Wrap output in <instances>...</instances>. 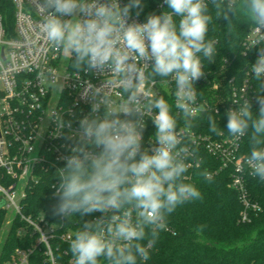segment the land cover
I'll return each mask as SVG.
<instances>
[{"label": "clouds", "instance_id": "9594fccd", "mask_svg": "<svg viewBox=\"0 0 264 264\" xmlns=\"http://www.w3.org/2000/svg\"><path fill=\"white\" fill-rule=\"evenodd\" d=\"M164 2L167 10L150 14L145 23L127 22L133 8L142 9L141 0H129L123 7L118 0L39 3L47 12L41 31L54 48L70 54L75 73L107 72L122 89L119 101L104 92L79 121L78 141L56 173L58 185H52L59 199L54 215L69 219L77 213L103 214L74 233L71 264L147 261L149 247L167 228V217L178 206L202 199L200 191L185 182V173L186 160L195 155L188 143L190 130L198 114L208 112L198 104L195 84L204 76L203 60H215L217 41L207 39L213 12L228 26L239 15L264 27V0H210L211 10L209 0ZM68 16L72 19H64ZM149 61L154 62L150 70ZM248 71L257 81L264 78V49ZM169 81L175 83V113L173 105L152 94L153 86ZM232 102L238 107L226 112L227 132L235 140L249 136L250 154L244 159L250 175L264 182V96L257 98L258 112L245 98ZM101 106L103 115L98 114ZM145 116L156 129L151 150L142 148ZM178 119L183 122L180 130ZM55 122L63 128V114H57ZM207 122L210 132L222 134L213 115Z\"/></svg>", "mask_w": 264, "mask_h": 264}, {"label": "built area", "instance_id": "2783aa9c", "mask_svg": "<svg viewBox=\"0 0 264 264\" xmlns=\"http://www.w3.org/2000/svg\"><path fill=\"white\" fill-rule=\"evenodd\" d=\"M41 2L0 0V209L6 212V218L11 213L6 225L9 226L15 218L28 224L32 233L38 236V244L45 246L50 264H55L48 243L52 229L25 217L21 212L22 201L26 191L38 184L43 172H57L65 166L63 158L71 155V148L79 138V121L91 113L92 104L99 103L104 92L119 101L117 93L122 89L116 77L107 72L75 73L70 54L54 48L41 31L47 15L40 8ZM118 3L124 6L122 0ZM127 22L144 23L132 14ZM242 45L244 54L264 47V27L251 28ZM148 63L150 70L154 62ZM203 71L204 76L195 87L199 93L198 104H204L208 112L198 114L197 118L207 114H226L228 109L238 107L232 102L234 99L245 98L252 108L258 105L254 74H249L248 70L240 78H226L223 71L214 75L204 68ZM109 80L113 81L110 87L107 85ZM261 83L264 85V78ZM174 91L172 81L152 87V94L162 96L173 105L175 113ZM104 111L101 106L98 114L103 115ZM57 114H63L65 121V126L60 129L55 122ZM121 118H124L123 114ZM144 124L142 148L151 150L156 146L153 141L156 129L148 116L144 117ZM182 128L183 122L178 119V130ZM190 131L188 143L195 155L186 160L189 165L186 173L198 166L201 151L216 159L220 170H231V187L240 193L243 206L239 219L242 223L247 222L249 212H257L259 207L250 203L244 194L242 178L245 172L250 173L251 168L245 156L239 154L242 137L239 140L214 138ZM185 177V180L189 179L187 174ZM63 240L70 241V236H64ZM30 253L29 250H16L5 264H28Z\"/></svg>", "mask_w": 264, "mask_h": 264}, {"label": "trees", "instance_id": "16d2710c", "mask_svg": "<svg viewBox=\"0 0 264 264\" xmlns=\"http://www.w3.org/2000/svg\"><path fill=\"white\" fill-rule=\"evenodd\" d=\"M124 5L129 0H122ZM162 4V5H161ZM142 9L133 8L132 15L144 23L150 14H162L167 10L164 0H141ZM161 5V6H160ZM209 8L211 3L209 0ZM139 12V15H137ZM177 24L179 17H176ZM255 25L239 15L232 26L223 17L213 20L209 25L207 39L217 41L214 62L203 60L204 70L212 75L223 71L226 78L244 77L249 65L254 63L262 48L243 52L242 41ZM258 96H264V85L253 79ZM259 104L252 108L258 112ZM207 115L196 118L192 130L213 136L230 138L227 132V115H213L222 134L209 131ZM239 154H250L249 136L242 137ZM199 164L191 169L186 183L193 184L201 193L202 199L188 201L178 206L167 217V228L159 234L154 245L149 247L150 258L138 259L137 264H264V182L245 172L242 178L245 198L259 207L257 212H249L248 221L240 222L243 210L240 193L231 187L232 171L220 170L216 159L201 151ZM64 167V166H63ZM62 167V168H63ZM207 173L205 177L202 173ZM56 171L47 170L40 175L37 185L26 191L21 204V212L33 222L52 229L48 241L55 264H71L70 240L85 221H92L103 214L94 212L80 216L78 213L69 219L54 215V207L59 199L54 195V185L58 179ZM6 221V212L0 209V231ZM20 232V233H19ZM147 245V240L143 241ZM16 250L31 251L28 264H50L45 255V246L38 244V236L25 222L15 218L8 226L6 237L0 250V264L10 260ZM102 264L106 261L102 260Z\"/></svg>", "mask_w": 264, "mask_h": 264}, {"label": "rangeland", "instance_id": "374dc122", "mask_svg": "<svg viewBox=\"0 0 264 264\" xmlns=\"http://www.w3.org/2000/svg\"><path fill=\"white\" fill-rule=\"evenodd\" d=\"M10 217H11V213L9 212L8 213V218H6L5 223L8 221V219ZM5 223H4V225H3V227H2V229L0 231V250H1L2 243H3V241H4L5 237H6L7 231H8V225H6Z\"/></svg>", "mask_w": 264, "mask_h": 264}]
</instances>
